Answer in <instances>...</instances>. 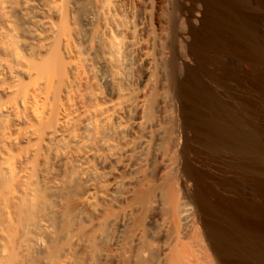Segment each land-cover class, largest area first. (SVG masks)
Segmentation results:
<instances>
[{"label":"bare ground","instance_id":"1","mask_svg":"<svg viewBox=\"0 0 264 264\" xmlns=\"http://www.w3.org/2000/svg\"><path fill=\"white\" fill-rule=\"evenodd\" d=\"M0 264H264V0H0Z\"/></svg>","mask_w":264,"mask_h":264},{"label":"rangeland","instance_id":"2","mask_svg":"<svg viewBox=\"0 0 264 264\" xmlns=\"http://www.w3.org/2000/svg\"><path fill=\"white\" fill-rule=\"evenodd\" d=\"M224 56V60L226 61V63L229 65V67L233 68V69H237L240 67V64L237 62V60L234 58V57H231V56ZM229 58V59H227ZM234 58V59H233ZM234 65V66H233ZM255 193V194H254ZM245 195L247 197H253L256 195V190H254L253 188L251 187H247L245 189Z\"/></svg>","mask_w":264,"mask_h":264}]
</instances>
